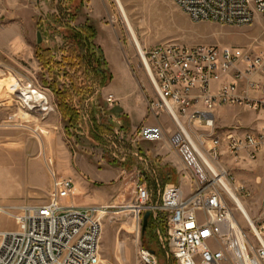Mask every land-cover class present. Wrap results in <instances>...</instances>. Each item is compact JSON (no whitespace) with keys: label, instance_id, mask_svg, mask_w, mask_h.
<instances>
[{"label":"rangeland","instance_id":"rangeland-1","mask_svg":"<svg viewBox=\"0 0 264 264\" xmlns=\"http://www.w3.org/2000/svg\"><path fill=\"white\" fill-rule=\"evenodd\" d=\"M5 1V11L0 14V161L6 163H0V207L46 204L50 191L36 189L43 178L51 184L53 172L74 183L69 204L107 207L99 218V264H136L140 248L154 253L158 264H176L160 243L166 238L165 219L159 214L148 219L136 242L130 232L132 213L124 209L133 201L137 184L148 189L153 204L166 185L179 186L184 195H189L193 186L189 172L168 144L174 124L164 113L155 116L148 109L156 97L115 0ZM121 2L140 49L177 43L187 47L229 46L264 54V20L258 16L250 26L226 27L194 23L170 0ZM66 24L93 26V43L105 63L103 79L91 72L84 81L78 66L69 69L62 61L67 53ZM38 48L49 53L36 52ZM38 55L51 57L52 63L42 65ZM54 62L64 64L55 67ZM50 83L67 92L69 120L63 119ZM12 84L36 90L47 98L49 109L41 112L28 106L19 92L10 89ZM135 96L141 104L133 113ZM109 97L115 100L112 106L106 102ZM261 113L223 108L214 116L215 132H255L264 115ZM236 119L243 124L231 123ZM181 122L194 141L210 133L203 124L186 119ZM152 125L163 129L160 141L137 139L140 127ZM221 150L226 184L259 229L264 222L263 162L244 155L234 158ZM82 189L85 193L78 194ZM221 192L244 236L254 243L247 220L225 191ZM15 228L12 220L0 216V231ZM261 237L264 242V232Z\"/></svg>","mask_w":264,"mask_h":264},{"label":"built area","instance_id":"built-area-1","mask_svg":"<svg viewBox=\"0 0 264 264\" xmlns=\"http://www.w3.org/2000/svg\"><path fill=\"white\" fill-rule=\"evenodd\" d=\"M170 1L194 23L240 28L250 26L257 16L264 20V0ZM136 51L156 97L148 109L155 116L164 113L174 124L168 144L189 172L193 190L184 195L179 186L166 185L153 204L148 189L137 184L133 201L124 207L132 213L130 232L135 241L149 212V219L158 214L165 219L166 238L160 243L176 264H264V222L259 229L254 225L255 231L246 221L254 240L250 243L222 195L228 175L220 165L223 148L234 158L260 159L264 167V127L218 134L214 126L215 112L221 107L264 113V54L177 43L136 47ZM216 83L220 85L213 91ZM106 102L115 104L112 97ZM182 119L203 124L210 133L194 141ZM136 137L157 142L164 131L158 125L142 126ZM50 173L46 204L0 207V216L16 225L14 230L0 231V264H99V218L107 207L69 204L72 180ZM136 264L158 263L154 253L140 248Z\"/></svg>","mask_w":264,"mask_h":264},{"label":"trees","instance_id":"trees-1","mask_svg":"<svg viewBox=\"0 0 264 264\" xmlns=\"http://www.w3.org/2000/svg\"><path fill=\"white\" fill-rule=\"evenodd\" d=\"M64 32L68 35L67 40L68 43L66 45L67 53H65L64 57H62V61H64L69 69L72 67L78 66L81 74L83 75L84 81H87L89 79V73L94 72L96 75H99L101 79L106 75V72L103 70V66H105V63L102 61V57L97 54L99 50L96 48L95 44L93 43V36H94V28L92 25H88L84 28L81 27H74L72 25L66 24L63 25ZM49 53L48 50H41L37 49L36 52ZM41 60H43L41 63L42 65L47 66L49 63H52L51 57L46 56H40ZM103 63V64H102ZM54 66L61 67V64L59 62H54ZM64 66V65H63ZM88 75V76H87ZM64 76L66 78H69L68 73H64ZM69 80H72V78H69ZM54 82V81H53ZM50 89H52V92L54 94L56 105L61 112V115L63 119L69 120V114L67 112V104L65 101V95L67 92L63 91L62 89H55V84L50 83L48 85ZM70 87H73V84H70ZM149 224V223H148ZM147 224V226H148ZM147 228V227H146ZM146 230V229H145ZM151 252V251H150Z\"/></svg>","mask_w":264,"mask_h":264},{"label":"bare ground","instance_id":"bare-ground-1","mask_svg":"<svg viewBox=\"0 0 264 264\" xmlns=\"http://www.w3.org/2000/svg\"><path fill=\"white\" fill-rule=\"evenodd\" d=\"M115 2L117 4V7H118L119 12L121 14V17L127 26L128 32H129L133 42L135 43V47L140 49V46H139L140 44L136 38V35L134 33L133 28L131 27V24L128 20L127 14L125 12V9L122 5L121 0H115ZM10 89H12L13 91L19 92V94L21 95L22 101L24 103H26L28 106H30L31 108L39 110L41 112H45L49 109L47 98L42 96L36 90L26 89V88L19 86L18 84H12L10 86ZM223 185L225 187V193L229 196V198H231L233 200L234 204L237 207L238 212H240V214L243 216V218L245 220H247L248 222H250L252 224V222H251L245 208L243 207L242 203L235 197V195L231 192L232 190L230 188H228V185L226 183L223 182ZM252 226H253V229L256 231L253 224H252Z\"/></svg>","mask_w":264,"mask_h":264},{"label":"crops","instance_id":"crops-1","mask_svg":"<svg viewBox=\"0 0 264 264\" xmlns=\"http://www.w3.org/2000/svg\"><path fill=\"white\" fill-rule=\"evenodd\" d=\"M6 1L5 0H0V14L3 12V11H5V3ZM11 41V40H10ZM7 42H9V40H7ZM219 85H220V83H216V84H214V85H212V89H213V91H215L218 87H219ZM134 92H135V90H134ZM132 103H134V106H133V109H132V112L133 113H135L136 112V107L138 106V105H140L141 104V100L137 97V96H135L134 97V99H133V102ZM124 105H126L128 108H129V104H128V102H126L125 101V103H124ZM223 108H234L235 109V107H221V108H219V109H217V111L215 112V115L221 110V109H223ZM239 109V108H238ZM130 113V112H129ZM127 114V113H125V114H127V116L129 117L130 116V114ZM261 114H264L263 112L261 113ZM214 115V116H215ZM231 123H240V124H243L242 123V121L239 119H236L235 121H233V122H231ZM132 126H133V124H132ZM152 126H157V125H152ZM264 127V115H263V118H261L260 119V122H258V124H257V129H255L256 131L257 130H259V129H261V128H263ZM38 163H39V165L40 166H43L42 165V163L40 162V161H37ZM0 163H6L5 161H0ZM43 170V169H42ZM48 180V179H47ZM74 184V183H73ZM75 189H76V187L74 186V191H75ZM86 189V188H85ZM37 191H50L51 190V184H50V181L48 180V182L47 183H45V180H44V178H43V180H42V183H41V185H39L38 187H37V189H36ZM84 194L85 193V190H83L82 189V191H78V194ZM74 195V194H73ZM70 201L71 200H69V203H70ZM71 205H73V204H71ZM90 205V204H89ZM88 204H81V205H73V206H76V207H80V208H84V207H87V206H89Z\"/></svg>","mask_w":264,"mask_h":264},{"label":"water","instance_id":"water-1","mask_svg":"<svg viewBox=\"0 0 264 264\" xmlns=\"http://www.w3.org/2000/svg\"><path fill=\"white\" fill-rule=\"evenodd\" d=\"M36 38H37V43L39 44L41 42L39 33L36 34ZM149 216H150V213L147 212L144 214V216L142 218V225H141L142 233H144V231L147 227Z\"/></svg>","mask_w":264,"mask_h":264}]
</instances>
